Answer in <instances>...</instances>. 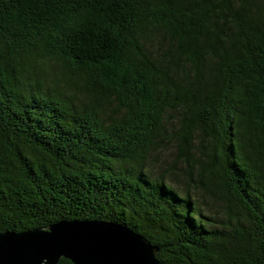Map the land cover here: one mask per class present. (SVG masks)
<instances>
[{
	"label": "trees",
	"instance_id": "trees-1",
	"mask_svg": "<svg viewBox=\"0 0 264 264\" xmlns=\"http://www.w3.org/2000/svg\"><path fill=\"white\" fill-rule=\"evenodd\" d=\"M64 219L264 264V0H0V232Z\"/></svg>",
	"mask_w": 264,
	"mask_h": 264
},
{
	"label": "water",
	"instance_id": "water-1",
	"mask_svg": "<svg viewBox=\"0 0 264 264\" xmlns=\"http://www.w3.org/2000/svg\"><path fill=\"white\" fill-rule=\"evenodd\" d=\"M157 247L125 224L58 220L45 227L0 232V264H159Z\"/></svg>",
	"mask_w": 264,
	"mask_h": 264
}]
</instances>
